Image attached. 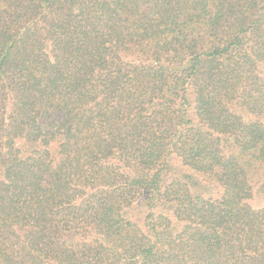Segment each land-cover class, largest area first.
<instances>
[{"label": "trees", "instance_id": "1", "mask_svg": "<svg viewBox=\"0 0 264 264\" xmlns=\"http://www.w3.org/2000/svg\"><path fill=\"white\" fill-rule=\"evenodd\" d=\"M0 264H264V0H0Z\"/></svg>", "mask_w": 264, "mask_h": 264}, {"label": "rangeland", "instance_id": "2", "mask_svg": "<svg viewBox=\"0 0 264 264\" xmlns=\"http://www.w3.org/2000/svg\"><path fill=\"white\" fill-rule=\"evenodd\" d=\"M261 204H262V200H261L260 198H258V199L255 201V203H254L255 206H259V205H261Z\"/></svg>", "mask_w": 264, "mask_h": 264}]
</instances>
